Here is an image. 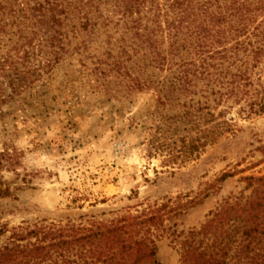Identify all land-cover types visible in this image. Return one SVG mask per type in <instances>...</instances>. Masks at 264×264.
<instances>
[{
    "label": "rangeland",
    "instance_id": "1",
    "mask_svg": "<svg viewBox=\"0 0 264 264\" xmlns=\"http://www.w3.org/2000/svg\"><path fill=\"white\" fill-rule=\"evenodd\" d=\"M253 21L229 46L248 42L254 27L264 22V10ZM100 51L104 49L97 44L89 49L91 56ZM82 59L77 54L65 58L41 79L21 83L18 94L3 86L0 247L14 242L15 236L20 239L17 245L35 242L28 235L33 230L91 233L87 231L99 226L125 225L124 238L147 236L155 242L160 264H183L189 243L195 248L212 243L201 234L212 215L227 201L250 194L245 179L264 176V114L246 118L241 113L251 92L248 87L224 97L227 102L218 107L211 97L214 115L222 111L220 121H232L218 141L196 149L198 127L186 124L175 132V126L161 122L181 114L182 105L157 107L154 88L135 90L125 98L113 82L116 78L97 70L102 66L96 58L84 64ZM255 66L252 82L264 89V54ZM191 98L202 99L191 95L180 101ZM200 126L210 129L214 123ZM160 145L166 149L159 150ZM170 149L175 150L174 158ZM158 210L161 221L149 231L136 225ZM111 244L88 246L84 253L104 258ZM93 263L90 259L73 264Z\"/></svg>",
    "mask_w": 264,
    "mask_h": 264
},
{
    "label": "trees",
    "instance_id": "2",
    "mask_svg": "<svg viewBox=\"0 0 264 264\" xmlns=\"http://www.w3.org/2000/svg\"><path fill=\"white\" fill-rule=\"evenodd\" d=\"M262 10L264 0H0V93L7 86L18 94L21 83L41 79L74 54L83 58V64L94 57L102 75L116 78L113 82L123 97L154 88L157 107L182 105L181 114L161 122L175 126V132L194 124L200 134L194 148H204L228 132L232 121H220L222 111L214 115L211 97L218 107L224 97L248 87L251 92L241 113L246 118L264 114V89L251 78L264 54V22L254 27L248 42L229 46L231 39L249 31ZM115 33H120L118 39ZM94 44L104 51L91 56ZM191 95L202 99L181 103L182 97ZM212 123V128L201 129V124ZM169 152L171 158L176 156L174 149ZM181 152L188 154L186 149ZM245 181L250 194L227 201L212 215L201 230L212 243L196 248L189 243L183 264H264V176ZM159 220L158 210L136 225L149 231ZM125 229L113 225L87 231L91 233L33 230L28 235L36 241L26 245H17L20 239L14 235V242L0 247V264H73L90 259L95 264H160L155 242L147 236L126 239ZM103 242L114 244L104 258L84 253L88 246L99 248ZM117 248L119 252H113Z\"/></svg>",
    "mask_w": 264,
    "mask_h": 264
}]
</instances>
